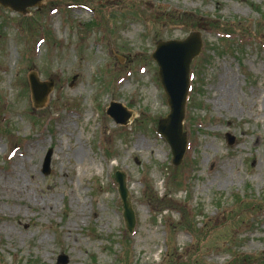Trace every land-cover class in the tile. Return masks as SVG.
I'll return each mask as SVG.
<instances>
[{"label":"rangeland","instance_id":"rangeland-1","mask_svg":"<svg viewBox=\"0 0 264 264\" xmlns=\"http://www.w3.org/2000/svg\"><path fill=\"white\" fill-rule=\"evenodd\" d=\"M198 26L176 167L157 133L169 108L151 55ZM32 72L53 84L40 110ZM111 103L133 113L130 125L106 114ZM60 256L264 264V0H43L26 15L0 6V264Z\"/></svg>","mask_w":264,"mask_h":264},{"label":"water","instance_id":"water-1","mask_svg":"<svg viewBox=\"0 0 264 264\" xmlns=\"http://www.w3.org/2000/svg\"><path fill=\"white\" fill-rule=\"evenodd\" d=\"M43 0H0V5L22 15L27 14V8H41ZM201 26H198V30ZM203 47L200 31H192L184 40L159 41L151 59L158 67V78L166 96L169 113L158 121V135L168 144L172 154V163L179 166L184 158L188 146V136L185 132L187 98L190 88V72L192 62L201 54ZM30 90L33 105L36 109L46 106L48 96L52 89V82H40L36 73L29 76ZM107 114L116 124L126 126L132 117L120 103H112L107 109ZM228 144L232 145L235 138L228 135ZM50 154L45 161L48 171ZM115 180L118 184V193L123 204V218L127 231L131 234L136 224L135 212L129 197L126 184V175L116 172ZM68 258L60 256L58 264H67Z\"/></svg>","mask_w":264,"mask_h":264},{"label":"bare ground","instance_id":"bare-ground-1","mask_svg":"<svg viewBox=\"0 0 264 264\" xmlns=\"http://www.w3.org/2000/svg\"><path fill=\"white\" fill-rule=\"evenodd\" d=\"M16 178H17V179H16ZM16 178H15V179H16V183H17V184H22V185L24 184L23 182H21V181L18 179V175L16 176ZM20 187H21V185H18V186L16 187L18 193L24 194L23 191L18 190ZM12 189L16 191V189H14L13 187H12ZM13 234H14V232H10V235H13Z\"/></svg>","mask_w":264,"mask_h":264}]
</instances>
